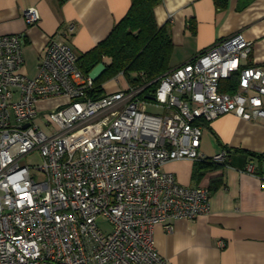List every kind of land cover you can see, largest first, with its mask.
<instances>
[{
    "label": "built area",
    "instance_id": "2783aa9c",
    "mask_svg": "<svg viewBox=\"0 0 264 264\" xmlns=\"http://www.w3.org/2000/svg\"><path fill=\"white\" fill-rule=\"evenodd\" d=\"M22 45L20 33L0 35V264H164L155 226L170 232L210 210L208 187L180 184L164 165L226 161V151L199 153L200 121L234 113L264 123V67L244 62L251 42L221 39L153 92L138 84L100 97L67 44L51 40L34 76ZM233 76L234 90L221 91ZM35 153L40 163H28Z\"/></svg>",
    "mask_w": 264,
    "mask_h": 264
},
{
    "label": "crops",
    "instance_id": "0c3cea01",
    "mask_svg": "<svg viewBox=\"0 0 264 264\" xmlns=\"http://www.w3.org/2000/svg\"><path fill=\"white\" fill-rule=\"evenodd\" d=\"M131 1L0 0V35H22V55L26 49L36 57L37 73L51 40L67 44L79 57L109 35ZM28 7L38 9V22L26 23L23 11ZM155 18L159 26L166 24L171 36V68L238 33L251 42L245 64L264 67V0H228L221 10L213 0H162ZM109 62L103 56V63ZM24 71L28 75L25 66ZM102 87L104 94L118 90L113 83L106 88L103 82ZM199 124V153L212 158L226 151V161L202 168L200 160L180 159L164 169L180 184L208 187L210 210L193 220L174 221L170 232L156 225V248L164 264H264V123L227 113ZM248 165L253 174L245 171Z\"/></svg>",
    "mask_w": 264,
    "mask_h": 264
},
{
    "label": "trees",
    "instance_id": "16d2710c",
    "mask_svg": "<svg viewBox=\"0 0 264 264\" xmlns=\"http://www.w3.org/2000/svg\"><path fill=\"white\" fill-rule=\"evenodd\" d=\"M213 1L219 10L224 9L228 2ZM161 2L162 0H132L128 12L114 25L109 35L78 57V67L86 74L103 62V56L110 58L105 72L94 82L93 97L102 96V83L120 73L133 85H146L144 92H153L159 84L160 76L171 69V36L166 24L159 26L155 18V8ZM131 73L135 75L131 76ZM236 84L237 77L233 76L222 81L220 90L232 92ZM198 162H201L199 165L202 168L216 166L210 161Z\"/></svg>",
    "mask_w": 264,
    "mask_h": 264
},
{
    "label": "rangeland",
    "instance_id": "374dc122",
    "mask_svg": "<svg viewBox=\"0 0 264 264\" xmlns=\"http://www.w3.org/2000/svg\"><path fill=\"white\" fill-rule=\"evenodd\" d=\"M23 57L25 60V68H26V71L28 72V75L34 76L36 74V57L34 55L30 54L28 51H26V49L23 52ZM133 75H135V73H131V76H133ZM112 83L115 87H118L117 91L125 90L126 88H128L126 77L122 74H119L116 77H112V78L104 81V85L106 88H108L110 85H112ZM51 107H54L53 101H47V102L41 104L42 109L51 108ZM26 161L30 164L36 165V164L40 163L41 159H40L39 155L35 153L33 155L28 156L26 158ZM105 226L106 225H104V227Z\"/></svg>",
    "mask_w": 264,
    "mask_h": 264
},
{
    "label": "water",
    "instance_id": "95a60500",
    "mask_svg": "<svg viewBox=\"0 0 264 264\" xmlns=\"http://www.w3.org/2000/svg\"><path fill=\"white\" fill-rule=\"evenodd\" d=\"M105 70L106 65L103 62H100L88 72V75L93 81H96L105 72Z\"/></svg>",
    "mask_w": 264,
    "mask_h": 264
}]
</instances>
